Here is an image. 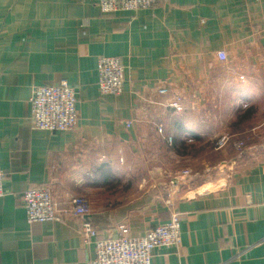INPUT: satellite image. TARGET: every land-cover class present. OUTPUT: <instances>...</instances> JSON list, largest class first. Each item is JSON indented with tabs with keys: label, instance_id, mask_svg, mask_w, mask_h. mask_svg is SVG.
Listing matches in <instances>:
<instances>
[{
	"label": "crops",
	"instance_id": "1",
	"mask_svg": "<svg viewBox=\"0 0 264 264\" xmlns=\"http://www.w3.org/2000/svg\"><path fill=\"white\" fill-rule=\"evenodd\" d=\"M102 55L125 65L117 96L100 91ZM63 80L77 93V128H34V88ZM228 129L248 143L241 159L233 144L214 147ZM187 136L201 145L193 155ZM0 154V264H90L96 255L79 216L29 223V186L47 187L59 210L85 195L102 236L123 224L142 236L170 219L166 190L185 169L174 206L182 242L156 249L152 264H264V0L117 12L98 0H0Z\"/></svg>",
	"mask_w": 264,
	"mask_h": 264
},
{
	"label": "built area",
	"instance_id": "2",
	"mask_svg": "<svg viewBox=\"0 0 264 264\" xmlns=\"http://www.w3.org/2000/svg\"><path fill=\"white\" fill-rule=\"evenodd\" d=\"M165 0H98L100 8L104 12L140 10L154 7ZM220 59L225 60V51H219ZM99 87L103 95H119L123 91L125 82V65L119 56L102 55L98 59ZM243 78V77H241ZM161 93H166L167 88H161ZM77 93L74 88L63 80L57 85H41L34 88L30 98L32 125L36 129L48 131H62L77 128L79 114L77 111ZM171 107L182 111V98L175 95ZM132 121L127 122L129 126ZM158 131L164 132V126L159 125ZM168 141L173 142V137ZM185 141L193 142L191 136L185 137ZM216 149H223L228 145L242 152L245 142L242 139L235 140L234 136L222 135L213 140ZM190 169L183 170L169 183L166 190V202L172 207L170 219L159 224L142 236H134L129 226L123 224L119 227L117 236H102L89 219L91 214V202L85 195L73 196L64 210H59L53 200L50 190L45 186H29L23 193V203L26 209L29 223L45 221H63L66 215L81 217V234L87 245H94L95 257L90 264H152L153 253L162 247H176L182 242L181 218L175 205L181 195L182 177L191 174ZM6 173L1 166L0 154V196H3Z\"/></svg>",
	"mask_w": 264,
	"mask_h": 264
},
{
	"label": "rangeland",
	"instance_id": "3",
	"mask_svg": "<svg viewBox=\"0 0 264 264\" xmlns=\"http://www.w3.org/2000/svg\"><path fill=\"white\" fill-rule=\"evenodd\" d=\"M233 134H235V133H231L230 131H229V129L228 130H225V131H223V132H221V133H219V134H217V138L219 137V136H222V135H230V136H232ZM234 136V135H233ZM239 138L237 139V140H239V139H242V140H244V142H245V148L247 147V141L244 139V138H242V137H240V136H238ZM195 141H193V142H188L189 144H192V146H191V148H189L190 149V154H194V151H198L201 147V145H199V144H193ZM261 143H263V142H261ZM229 146V145H228ZM199 147V148H198ZM226 148V147H225ZM235 148V147H234ZM216 149V148H215ZM216 150H220V149H216ZM235 150L237 151V153H238V156H237V158H239V159H241L242 157H243V153H241L238 149H236L235 148ZM243 152V151H242ZM197 153H195V156H193L195 159H196V161H195V164H194V166H191L192 168H194V169H200V164H199V162H198V156L196 155ZM217 159H220V157H214V158H211V160L213 161V162H216L217 161ZM202 169V168H201ZM211 171H212V168H211Z\"/></svg>",
	"mask_w": 264,
	"mask_h": 264
},
{
	"label": "water",
	"instance_id": "4",
	"mask_svg": "<svg viewBox=\"0 0 264 264\" xmlns=\"http://www.w3.org/2000/svg\"><path fill=\"white\" fill-rule=\"evenodd\" d=\"M179 179L177 177L174 178V181L177 182Z\"/></svg>",
	"mask_w": 264,
	"mask_h": 264
},
{
	"label": "trees",
	"instance_id": "5",
	"mask_svg": "<svg viewBox=\"0 0 264 264\" xmlns=\"http://www.w3.org/2000/svg\"><path fill=\"white\" fill-rule=\"evenodd\" d=\"M180 144H182L183 142H179Z\"/></svg>",
	"mask_w": 264,
	"mask_h": 264
}]
</instances>
